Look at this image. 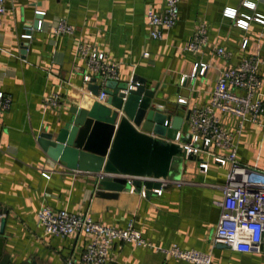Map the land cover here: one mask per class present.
Returning a JSON list of instances; mask_svg holds the SVG:
<instances>
[{
	"label": "crops",
	"instance_id": "obj_1",
	"mask_svg": "<svg viewBox=\"0 0 264 264\" xmlns=\"http://www.w3.org/2000/svg\"><path fill=\"white\" fill-rule=\"evenodd\" d=\"M244 1L180 0L176 24L163 30L162 39H152L145 13L149 8L160 11L164 0H3L0 92L8 104L0 110V218L4 219L3 253L11 263L63 264L70 259L80 264L85 237L44 234L36 222L37 208L44 203L53 210L86 212L92 220L118 228L130 221L154 245L177 244L210 253L212 264H264L261 252L234 251L213 240L220 215L215 202L222 199L227 166L209 161L203 172L197 157L185 158L172 178L152 180L160 183V195L153 191L159 186L148 190L129 185L106 198L96 195L98 174L60 165L37 143L41 132L52 130L67 117L69 107H86L94 99L86 89L88 83L81 84L83 60L75 55L77 43L118 62L116 81L136 75L146 80L147 87H157L152 100L156 107L185 116L187 110L207 104L223 69L248 56L264 55V24L251 19L243 29L223 15L226 7L252 17L264 15V0L255 1L253 8L245 7ZM34 10L43 11L44 26L21 38L33 27ZM58 18L73 30L59 35L52 45L49 29ZM199 22L207 26V43L198 52L187 51L184 46ZM244 39L247 45L242 48ZM218 47L229 55L217 54ZM193 71L196 77L191 80L188 76ZM260 75L258 94L264 104V66ZM52 93L58 94L60 105L44 108L42 99ZM219 117L225 128L236 127L237 118L221 113ZM186 126L184 122L182 133ZM237 144L239 163L264 170V127L245 121ZM140 190L145 191L144 197ZM108 258L106 264H192L126 242L113 243Z\"/></svg>",
	"mask_w": 264,
	"mask_h": 264
},
{
	"label": "built area",
	"instance_id": "obj_2",
	"mask_svg": "<svg viewBox=\"0 0 264 264\" xmlns=\"http://www.w3.org/2000/svg\"><path fill=\"white\" fill-rule=\"evenodd\" d=\"M255 1L245 0L243 5L253 8ZM180 0H164L160 11L147 9L145 23L152 39H162L163 30L172 28L179 16ZM5 12L4 2L0 0V24ZM36 24L20 35L29 38L30 31L42 30L44 22L41 19L43 11L34 10ZM223 15L234 19L235 24L243 29L248 27L251 19L264 24V15L250 16L238 14L236 8L226 7ZM73 26L62 18H58L49 29L50 43L55 44L59 35L71 34ZM208 30L203 22L196 25L195 32L184 49L198 52L207 43ZM247 39L241 47L245 48ZM217 54L227 57L229 53L223 48L215 49ZM75 55L83 60L81 84L84 87L94 78L98 86L94 99L102 102L105 94L102 92L107 80H117L119 63L108 60L106 54L92 46L77 43ZM264 66V55L248 56L235 66L223 69L210 93L207 104L190 111L187 120L186 142H176L187 156L189 154L199 159V167L203 172L208 170L209 161L227 166L224 182L221 186L222 199L215 204L220 208V215L213 235L215 243H223L231 250L250 252L255 250L264 254V170L241 164L237 161V137L242 133L245 121H251L264 127V104L258 94L262 85L260 69ZM203 70V69H202ZM193 71L188 77L194 80ZM183 80V79H182ZM179 102L184 99L179 98ZM61 103L57 93H52L42 99V106L57 107ZM8 100L0 92V110L7 108ZM226 114L238 119L233 129L225 128L219 114ZM42 175L48 177L43 171ZM161 179V178H160ZM162 180V179H161ZM164 180V179H163ZM129 183V180H127ZM130 189H133L132 187ZM154 193H162L161 186L153 188ZM145 196V191H139ZM36 222L46 235L64 237L67 235H83L85 237L82 251L79 254L80 264H106L108 252L115 242L130 243L134 246L150 248L174 260H185L192 264H212L210 253L195 249H183L177 244L167 248L159 247L140 236L129 221L125 227L118 228L94 221L86 212L72 213L65 209L53 210L47 204H40L36 211ZM63 264H72L70 259Z\"/></svg>",
	"mask_w": 264,
	"mask_h": 264
},
{
	"label": "water",
	"instance_id": "obj_3",
	"mask_svg": "<svg viewBox=\"0 0 264 264\" xmlns=\"http://www.w3.org/2000/svg\"><path fill=\"white\" fill-rule=\"evenodd\" d=\"M34 15L33 27L36 24ZM91 96L98 86L94 78L86 85ZM157 87L132 75L128 81L107 80L102 102L92 99L86 107L71 106L67 117L52 130L41 132L37 143L53 161L71 169L98 174L96 195L112 198L122 189L160 186L153 179L174 176L176 166L185 159L179 140L186 142L181 129L185 116L152 105ZM199 161V159H197ZM129 180V183L127 182ZM4 219L0 218V264H13L3 253ZM20 264H38L34 260Z\"/></svg>",
	"mask_w": 264,
	"mask_h": 264
}]
</instances>
